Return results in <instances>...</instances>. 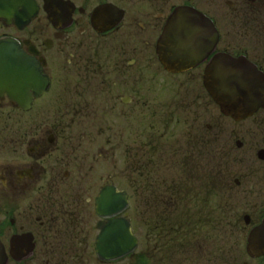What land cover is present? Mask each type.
I'll return each mask as SVG.
<instances>
[{"label":"flooded vegetation","instance_id":"obj_1","mask_svg":"<svg viewBox=\"0 0 264 264\" xmlns=\"http://www.w3.org/2000/svg\"><path fill=\"white\" fill-rule=\"evenodd\" d=\"M1 41L35 72L0 84L2 264H264V0H0Z\"/></svg>","mask_w":264,"mask_h":264},{"label":"water","instance_id":"obj_2","mask_svg":"<svg viewBox=\"0 0 264 264\" xmlns=\"http://www.w3.org/2000/svg\"><path fill=\"white\" fill-rule=\"evenodd\" d=\"M170 33V27L166 30L165 37H168ZM24 56L19 51L18 47L14 43L9 41L0 42V84L1 87L7 91L20 90L21 85H28V81H25V78L30 75H34V71H30L28 65L29 62H13L15 59L23 58ZM168 68H183L188 69L196 66L200 62H163ZM225 75L224 78L220 76L221 62H213L207 69L206 72V84L209 88L214 99L222 105L225 111L233 112L234 102L238 100L241 105L243 104L246 109L250 104L246 106V103H250L249 91H250V81L253 80L252 71L239 67V64L225 62ZM231 67V72H227V68ZM3 75H11L10 77H4ZM14 78V79H13ZM223 79V84L226 89L231 86H234L235 96H230L228 93L223 94L218 88V84L222 83L219 81ZM253 87V85H252ZM254 87H256L254 85ZM258 92L256 95L257 103L264 101V93ZM252 99V97H251ZM22 103L25 102L23 99ZM104 199V196L102 197ZM101 199V200H102ZM119 209H116L114 206L113 214L115 215ZM112 229V244H113V255L114 258L120 257L131 253L136 247V240L132 235L131 227L129 223L124 220L114 221L109 225L108 231ZM104 236H102V240ZM252 240L262 242L264 244V229L256 232L253 235ZM261 253L264 254V245L260 248ZM0 264L4 261L3 255L0 257Z\"/></svg>","mask_w":264,"mask_h":264}]
</instances>
